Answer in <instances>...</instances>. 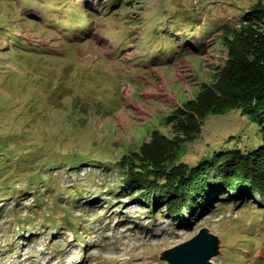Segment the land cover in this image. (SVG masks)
<instances>
[{
    "label": "rangeland",
    "instance_id": "1",
    "mask_svg": "<svg viewBox=\"0 0 264 264\" xmlns=\"http://www.w3.org/2000/svg\"><path fill=\"white\" fill-rule=\"evenodd\" d=\"M11 1L0 0V264H167L160 252L202 227L221 240L212 264H264L258 195L174 221L123 187L128 167L119 163L154 131L185 138L165 118L215 81L230 58L222 30L257 0H129L127 8L68 0L54 8L56 20L36 0ZM27 1L33 9L22 20L15 5ZM139 71L154 75L141 97ZM163 107V116L149 113ZM261 141L257 124L234 109L207 116L179 151L193 166Z\"/></svg>",
    "mask_w": 264,
    "mask_h": 264
},
{
    "label": "trees",
    "instance_id": "2",
    "mask_svg": "<svg viewBox=\"0 0 264 264\" xmlns=\"http://www.w3.org/2000/svg\"><path fill=\"white\" fill-rule=\"evenodd\" d=\"M36 1L42 6L41 12L46 13L45 20H56L54 8L72 5L68 0H56V3L54 0L50 4ZM109 1L118 3V8H127L129 4V0ZM29 3L15 5L19 14L32 11L33 4ZM21 18L25 20V15ZM239 21V27L222 30V44L230 58L216 74L215 81L205 83L195 99L188 100L165 118L185 138L171 140L154 131L150 142L119 160L128 167L123 187L140 190L152 209H165L171 220L186 218L190 224L207 215L212 204L220 203L222 207L228 201L255 194L260 198L259 210L264 209V0L254 2ZM67 32L62 34L67 36ZM206 50L204 42L194 47L198 53L205 54ZM234 109L257 124L262 133L260 145L244 152L238 148L212 152L210 158H203L193 166L181 160L184 155L179 151L181 142L197 139L207 116Z\"/></svg>",
    "mask_w": 264,
    "mask_h": 264
},
{
    "label": "water",
    "instance_id": "3",
    "mask_svg": "<svg viewBox=\"0 0 264 264\" xmlns=\"http://www.w3.org/2000/svg\"><path fill=\"white\" fill-rule=\"evenodd\" d=\"M221 240L207 227H202L189 240L160 252L159 259L167 264H212L220 253Z\"/></svg>",
    "mask_w": 264,
    "mask_h": 264
},
{
    "label": "crops",
    "instance_id": "4",
    "mask_svg": "<svg viewBox=\"0 0 264 264\" xmlns=\"http://www.w3.org/2000/svg\"><path fill=\"white\" fill-rule=\"evenodd\" d=\"M195 52V51H194ZM195 53H197V54H199V55H201L202 53L200 52V53H198V52H195ZM141 72H143L144 74H140ZM139 71V73L136 75L137 77H138V82H139V85L138 86H136L134 89L136 90V91H139V92H137L138 93V95H140V97H141V93L143 94V92H146L145 90H147V91H150V89H152V88H154V86H151V85H153L154 84V75H153V73L151 74L149 71ZM153 72V71H152ZM149 77V78H148ZM142 81H145V83H147L146 85H144V83L142 82ZM143 86H144V88H143ZM143 88V89H142ZM136 91L134 92V94H136L137 95V93H136ZM136 95H135V97H136ZM137 95V96H138ZM177 96V95H176ZM175 96V97H176ZM139 97V96H138ZM178 102V101H177ZM163 109H165L164 107L163 108H160V109H155V110H150L149 111V113L151 112V111H155V112H158V113H160V115L161 116H163V115H165V111L163 110Z\"/></svg>",
    "mask_w": 264,
    "mask_h": 264
}]
</instances>
